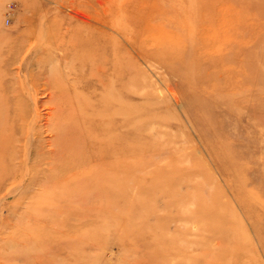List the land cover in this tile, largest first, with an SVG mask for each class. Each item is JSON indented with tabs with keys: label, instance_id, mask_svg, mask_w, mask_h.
Segmentation results:
<instances>
[{
	"label": "rangeland",
	"instance_id": "1",
	"mask_svg": "<svg viewBox=\"0 0 264 264\" xmlns=\"http://www.w3.org/2000/svg\"><path fill=\"white\" fill-rule=\"evenodd\" d=\"M103 7L112 17L118 10L115 18L132 37L129 46L117 36L130 51L122 61L131 75L121 86L129 109L117 117L132 116L134 160L147 170L173 165L172 175L183 178L175 187L181 197L197 184L202 187L195 197L215 196L225 234L181 211L168 188L145 197L130 221L99 217L106 227L99 230L92 225L98 213L86 212L85 198L75 195L66 216H52V260L264 264V0H0V100L29 109L21 127L10 129L13 162L0 172V264L27 260L7 248L6 234L14 227L9 222L31 213L38 199V207L48 204V193L37 198L41 187L31 181V166L36 156L61 153L53 127L58 106L79 101L75 70L86 54L71 50L68 37L79 36L93 16L105 17ZM132 188L137 195L138 186ZM182 202L188 210L198 203L189 196ZM143 225H156L176 246L164 244L160 254L148 244L153 235L139 236Z\"/></svg>",
	"mask_w": 264,
	"mask_h": 264
},
{
	"label": "bare ground",
	"instance_id": "2",
	"mask_svg": "<svg viewBox=\"0 0 264 264\" xmlns=\"http://www.w3.org/2000/svg\"><path fill=\"white\" fill-rule=\"evenodd\" d=\"M103 11L107 15L103 18L93 16L92 23L89 22V26L81 31L80 37H68L71 50H83L86 54L77 58L80 68L75 70L80 84L78 86L82 87L79 101L67 109L63 108L64 104L58 106L53 127L59 137L61 153L51 159L36 156L31 166L34 171L31 181L41 187L37 198L42 193H48V204L38 207V199L31 213L12 218L9 222L14 227L6 234L7 248L13 247L14 253L24 254L27 259L25 264H64V261H53L52 253L48 250L54 224L51 222L54 221L52 216L67 214L73 203L71 197L75 195L85 198V201L82 199V208L86 212L98 213L92 225L99 230L104 222L119 224L122 218L130 221L136 214L133 209L141 211L143 208L145 197L149 198L150 193L159 187L168 188L171 198L174 197L173 202L180 206L181 211L193 214L196 219L198 217L196 222L202 227H210L213 233L225 234L224 216L216 204L215 196L210 197L209 201L202 195L195 197L194 194L200 193L202 187L197 184L196 193L181 197L175 187L183 178L172 175L176 169L173 165L165 170L155 166L147 170L141 159L134 160L132 153L135 141L129 138L133 132L130 129L132 116L127 114L117 117L119 113H126L130 105L129 94H125L121 88L131 81L127 64L122 61L127 60L130 51L123 48L122 41L130 46L132 37L125 25L115 18L117 9L113 13L115 17L106 7H103ZM117 36H121L122 41ZM89 74H92L91 77ZM124 77L125 82H121ZM92 85L96 86L90 89ZM90 97L93 100H89ZM27 113L28 105L23 106L14 100L8 103L0 100V172L10 169L13 162L11 145L14 140L9 138L13 133H10V129L13 126L20 128L19 123ZM123 130L126 133L119 135L118 132ZM43 163H48L44 169L40 168ZM133 184L138 186L137 195L130 193ZM93 190L98 192L91 193ZM187 196L198 201L192 210L183 205L182 201ZM99 217L105 221L101 222ZM142 230L139 233L141 239L144 238V232L153 235L155 240L148 241V244L160 254L163 253L164 244L171 249L177 244L174 239L165 238L162 229L156 225H143ZM161 257L166 261L165 257ZM3 263L12 264L10 261Z\"/></svg>",
	"mask_w": 264,
	"mask_h": 264
}]
</instances>
